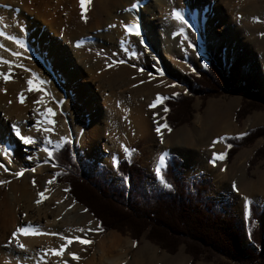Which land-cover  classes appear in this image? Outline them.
I'll return each instance as SVG.
<instances>
[{"label":"rangeland","instance_id":"obj_1","mask_svg":"<svg viewBox=\"0 0 264 264\" xmlns=\"http://www.w3.org/2000/svg\"><path fill=\"white\" fill-rule=\"evenodd\" d=\"M29 1L30 5H33V8L37 9L36 11L42 13L46 12L45 14L47 16L48 8L50 9L52 16L50 15L49 21H53L52 23L56 26L55 29L57 30V35L66 41L68 45H71L70 41H72V38L77 35L78 37L73 40L75 41L74 44H77V41H80L87 56L101 61V68L99 67L100 69L95 67L91 68L89 70L90 72L84 74L82 78L77 80L71 90H68L67 87H62V85L58 86V91L60 93H65L63 102L58 101L52 83L44 80L42 77H33V73L29 69V65L35 57L33 54L29 53L27 56H24L25 59L22 61L13 63L11 73H9V75L13 77H19L27 86V90V81L29 79L46 81L42 87L45 92L48 93L49 101H51L53 105L58 104L60 106V118L66 120L67 122L69 136L66 139H70L72 141L74 147L73 153L78 155L80 160L86 159L90 161L96 170H98L99 165H106L109 172L104 175L114 184L129 185L127 179L121 178L114 170L113 157H115L117 161L127 158L132 162L139 164L143 169L142 173L145 178V189H151L152 187L161 189L165 187L156 177L155 173V168L159 163V157L162 155L161 152H159L156 148H153L149 140L142 139V137L136 138L130 144H122L117 132H111L109 130L113 127L114 121L113 115L110 113V105L113 101L114 95L118 93H121V95H129L131 97L134 96V98L142 101L143 104H146L145 113L146 115L148 114L151 116L153 122L166 124V112L164 111L166 107L164 105V99L160 103H157L154 107H149V105L156 99L157 94H160L162 97L171 98L173 97V93L183 92L184 95L190 97L191 99V120L180 124L174 129L168 126L166 127L165 141L167 143V148L165 151L167 152V155L165 156L164 163L160 165L161 172L166 164L167 158L172 154L176 155L181 160L180 174L182 178L187 182H191L195 179L206 180L205 182L209 185L208 191L205 195L208 196L209 199L216 201L217 205L226 204L228 206L226 213L229 216H233L238 221V240L240 245L244 249L259 253L260 247L256 246V244L252 241L251 231L253 226L259 224L264 235V194H262V192H258V194H251L248 192V187L251 183L258 182L260 179L259 177L264 175V157L260 158L251 167L248 165V162L253 157L254 152L257 149L264 147V136H259L251 143L242 145L230 162H227L225 159V150L227 147L225 140L228 137H240L242 136L241 134L244 135L251 129L264 127V109L252 110L239 121L235 117L236 110L241 105L244 94V91L239 88L240 84L244 85V90H255L259 95H261V97L264 98V91L260 90V81L258 79L259 77L262 78L264 75V35H261V33H264V0H257L259 7L263 10V13L256 17L258 19L254 20L256 22L254 32H248V35H253L254 47H252L253 49L249 47L252 51H250L247 55L248 57L253 56V59L258 61L259 64L256 67H252L248 64H241L238 61V54H233L232 58H229L228 54H230V52L228 51V48H226L225 51L226 56L224 57V64L221 65L219 60L209 52L207 46L204 44V42L208 39H200L201 34L204 33L205 28H207L209 21L213 18V16H204L203 21L198 18L193 19L182 9L178 8L176 0H169L171 8L181 12L188 23L192 26L188 27L184 25L183 35L180 34L181 29L173 31L170 27H166V30H168L167 32L171 33L173 38H177L179 40L177 41L178 43L170 49L169 55L167 56L168 63L170 66H176L183 76L174 73L167 64L160 67V72L152 69L146 62L147 54L145 48L142 46L144 45L143 39H141L143 40V43L133 40L130 45H127V47L124 48V50H118L117 48L115 49L106 46L104 44L105 41L103 42L102 38H97V36L96 41H90L89 36H94L95 33L100 34L97 30L95 31V29H90L95 26L99 20L101 21L103 19L101 12H99V0H90V2L85 5V8L90 9L88 11L86 9L84 12L85 18H81V11H79L81 10L80 5L77 6V9L78 7L80 9L75 10L76 8L73 6L75 0ZM46 4L47 6H45ZM114 9L115 8L113 7V10ZM118 10H120V8H118ZM234 13H236V18L241 20V17L237 16V14L240 15V12L236 11ZM165 14L166 11L163 12V15ZM11 20L13 23L12 30L23 28L21 18ZM214 24V28H223V20H216ZM106 27L108 26L104 25L105 29ZM193 31L196 38L193 36ZM246 32V29H244L242 34H246ZM7 33L10 34L9 32ZM27 33L28 39L31 38L30 40L35 42L36 36L31 31V28H27ZM173 33H176V35H173ZM215 34H219V32L216 31ZM222 34L223 33H221V35ZM185 36H187V39H185ZM70 37L71 40L69 39ZM197 37H199V39H197ZM189 42L194 45V48L188 47ZM132 53H135V55H132ZM244 53H246L245 50ZM208 58L215 60L220 70L232 77L234 86L231 89L219 94L213 93V95H210L212 94V91L210 90L196 92L198 86L192 80L191 75L196 73L197 70L204 69L201 61L206 64ZM80 60L82 59L80 58ZM120 61H123V63ZM5 67H8V65H0V69ZM50 68L54 73V77L57 79V64L51 65ZM25 69H28V71ZM89 79L99 83V86L95 87L94 85L92 91L90 92V95H92L94 100L95 98H98L95 100L96 108H94V110H104L105 108L106 111V117L104 116V118L100 121V126L103 131L101 138L106 141L105 148L103 146V140L100 141L98 145L99 148H102L101 156L97 154L95 149L92 150V154H89V147H84L82 145V141H79L78 139V115L81 116L82 122L86 126L85 133H88L92 126L94 113L91 109H87L85 101H83L76 92V88L79 85H83L84 87L87 86ZM61 82L64 83L63 80H61L60 83ZM38 93L40 92L28 90L27 94L30 97L29 101L31 104H33L34 100H38ZM198 117L200 122L196 123L195 121ZM229 121H231V126L228 130H225V135L223 137V142L225 144L223 149L224 158L216 159L214 163L211 162L213 158L210 160L212 169L214 168V170L212 171L201 167V164L195 165L192 162H189L190 164L188 166L184 155L189 157H202L204 155L209 156V146L203 144L200 137L196 135V125H205L207 134L213 135L217 129L221 128ZM115 124V129H118L120 127V123L116 122ZM177 138H179V141H177ZM62 143L63 142H61L59 146H61ZM57 147V145L52 146L49 150L52 151ZM124 148H127L130 151L126 154ZM7 155V145L0 140V158H5ZM50 160L51 161L47 160V162H45L42 173L30 176L28 184H40L44 181L47 183V180H51L53 191L55 193H59V195L62 196L66 202L71 203L74 206H80L82 208L81 213L86 216L84 222L87 221L89 223L90 221L91 223L89 224L94 226L95 229L91 230V233L89 234L82 231L84 235H87L82 238L89 241V243L81 244L79 241L73 240L71 244H68L69 246H80L79 258L70 260L59 258L54 261H50L47 264H85L97 251V246L100 244L102 239H104L108 234L115 235L122 241L124 246H127L129 241L132 242V245L125 249L127 256V262L125 264H136L135 259L138 257L139 252L145 245L150 248H154L156 261L146 259L137 264H234L227 257L221 254H216L211 260H207L202 257L200 260L192 262V257L186 251L185 243H180L177 251L175 253H170L149 240L146 237V233H144L138 241H135L129 232L126 231L121 232L116 229H109L106 232H102L100 223L94 218L93 214L84 205L76 202L69 194L67 183L57 181L55 174L60 172L61 168L51 159V157ZM3 164L8 168V171L0 168V181H4V183H0V195L9 192V182L15 178L14 174L18 172V170L24 169V165L15 155H13V163L11 164L13 168H9V166L5 163ZM235 167H238V170ZM221 169H223V171ZM1 173H4L5 176H2ZM54 175L55 179H53ZM233 182L235 183L237 189L235 191L232 187ZM65 189H67V191H65ZM245 197L248 198L250 204L255 207L256 212L260 215L258 219L253 220L250 218V205L249 217H245ZM53 207H55V205ZM83 209H87V211H83ZM82 227L85 228V224H82ZM76 235L80 234L72 235L67 234L64 230H59L56 235V240L65 241L61 238L62 236L74 237ZM124 246L120 247V249ZM120 249L116 251V254ZM250 259L249 261L251 263L252 261ZM253 264L257 263L254 262Z\"/></svg>","mask_w":264,"mask_h":264},{"label":"bare ground","instance_id":"obj_2","mask_svg":"<svg viewBox=\"0 0 264 264\" xmlns=\"http://www.w3.org/2000/svg\"><path fill=\"white\" fill-rule=\"evenodd\" d=\"M176 1L178 8L182 9L193 19L198 18L203 21L204 16H213L204 33L201 34L200 39H208L204 44L207 46L209 52L219 60L221 65L224 64L226 48L230 52L228 57L232 58L233 54H238V61L243 65L248 64L256 67L259 64L258 61L253 59V56L248 57L247 55L252 51L250 48L254 47L253 35H248V32L253 33L256 27V22L253 18L263 13L257 0ZM29 2V0H0V30L6 33L9 32L10 35L23 41L25 45L24 48H20L14 42L0 37V44L5 45L6 48L12 51L21 53L19 56H12L10 52H6L0 48V56L16 63L25 59L24 56H27L29 53L33 54L35 57L31 61L29 69L36 77H42L44 80L52 83L58 101L63 102L65 93H60L58 86L62 85V87H67L68 90H71L77 80L90 72L91 68H101V61L87 56L82 46L77 47L74 44L75 41L73 40L78 37L77 35L74 37L72 35L71 45H68L66 41L57 35L56 26L53 25V21H49L50 15L52 16L50 9L48 8L47 16L46 12L36 11L37 9H34L33 5H30ZM134 2L138 3V7L125 11V9H130ZM78 5H80L79 0H75L73 4L76 8L75 10L80 9L79 7L77 9ZM98 6L103 18L102 22L99 20L95 26L92 27L91 25L92 28L90 29L97 30L101 35L95 33V37L89 36L90 41H96L97 36V38H102L103 42L105 41L104 44L106 46L124 50L133 40L140 42L143 39L144 45L142 46L147 49L145 50L147 64L157 72H160V67L164 66V64L169 65L167 56L170 49L179 40L173 38L171 33L167 32L166 27H170L175 31L184 26V24L172 17L173 8H171L169 0H99ZM113 7L115 8L114 10ZM164 11H166L165 15H163ZM236 11L240 12V15L237 14V16L241 17V20L236 18V13H234ZM17 18H21L23 31L21 29L12 30L13 23L11 19L15 20ZM219 19L223 20L222 29L214 28V22ZM126 24H138L141 36L136 37L135 35L126 33L123 27ZM104 25L108 27L105 29ZM110 25H115V27H110ZM27 28H31V31L35 34V42L30 40L31 38L28 39ZM244 29L247 31L246 34H242ZM216 31L219 34H215ZM221 33L223 34L221 35ZM193 36L195 37L194 31ZM69 39L71 40V37ZM244 50L246 53H244ZM53 64H57V79L50 68ZM169 67L177 75H182L176 66L169 65ZM0 71L8 73V67L0 69ZM258 79L260 81L259 88L261 91H264V75ZM61 80L64 83H60ZM94 85L98 87L99 83L89 79L87 86L79 85L76 88L79 97L85 101L87 109H91L94 113L89 132L85 133L86 126L82 122L80 115L77 116L79 123L77 130L78 139L82 141L84 147H89V154H92V150L95 149L97 154L101 156L102 148H99L98 145L103 140L105 148L106 141L101 138L103 131L100 121L104 118L106 111L105 108L104 110H94L96 108L95 100L98 99L95 98L94 100L92 95H90ZM0 89H2L0 90V140L8 148V155L5 158H0V162L7 164L9 168H13L11 164L13 163V155H15L24 165L23 173L19 177L14 174L15 178L9 182V192L0 195V264H47L59 258L64 260L73 259L72 256L68 255L69 252L75 253L76 257L79 258V245L69 246L67 244L64 253L59 257L53 256L50 250L53 248L59 249L61 244H66V241L56 240L59 230H64L67 234H80L81 237H86L87 235H84L83 232L89 234L91 230L95 229L87 221L84 222L86 216L81 213L82 208L66 202L59 193H55L52 189V184L48 183V180L47 183L44 181L40 184H28L30 176L42 173L45 162L47 160L51 161L43 149H50L52 146L64 142L61 140V137L67 138L69 136L67 122L60 118V106L58 104L53 105L49 101L48 94L44 95L42 92L38 93L37 96V101L43 97L42 102L31 104L29 101L30 97L27 94V86L19 77L11 76L7 82L0 79ZM18 94L24 96L23 103L19 102ZM145 105L142 101L134 98V96L121 95V93L114 95L110 105V113L113 115L114 121L113 127L109 130L117 132L121 143L124 145L132 143L138 137L147 139L150 141L151 146L156 148L165 157L167 155L165 151L167 148L165 141L166 128L161 127L160 133H157L156 128L161 123L153 122L151 116L146 115ZM45 106L52 108L54 113L51 117L55 121L54 125H52L53 131L47 134L51 143L44 141V133L28 127L35 122L37 112L41 111ZM40 119L43 126L44 119L43 117H40ZM12 122H17L23 134L34 136L37 143L23 145L12 132ZM116 122L120 123L118 129H115ZM195 122H200L199 117ZM230 126L231 121L226 122L224 126L216 130L215 134L211 135L207 134L205 125H196V135L200 137L203 144L209 146V156L189 157L184 155L187 161L186 164L188 166L189 162L195 165L201 164V167L213 171L214 168L212 169L210 160L213 158V153H223L225 146L223 137L225 130H228ZM177 141H179V138H177ZM213 141H216V143H213ZM29 155L32 159L27 158ZM235 168L238 170V167ZM1 175L5 176L4 173H1ZM259 178L258 182L249 185V193L258 194V192H262L264 194V175H261ZM38 193H44V197L46 198H41ZM37 200L41 202L36 203ZM54 205L55 207H53ZM25 224L31 225L40 234L30 236L18 234L16 239L25 245L24 249H20L16 246L11 234L17 227L24 226ZM82 224H85L86 227H82ZM81 228L83 232L77 231ZM130 245H132L131 241H129L127 246H124L122 241L115 235L108 234L102 239L97 246V251L85 264H125L127 262L125 249L130 247ZM122 246L125 248L120 249ZM118 249L120 250L116 254ZM146 259L156 261L154 248L145 245L135 259V263H141Z\"/></svg>","mask_w":264,"mask_h":264},{"label":"trees","instance_id":"obj_3","mask_svg":"<svg viewBox=\"0 0 264 264\" xmlns=\"http://www.w3.org/2000/svg\"><path fill=\"white\" fill-rule=\"evenodd\" d=\"M206 64L207 68L191 75L198 86L196 92L210 90L213 95L234 86L232 77L220 70L215 60L208 58ZM239 88L244 94L235 113L238 121L252 110L264 109L261 95L252 89L244 90L243 84ZM175 94L164 99L168 109L165 121L172 129L189 122L192 114L190 97L183 92ZM259 136H264V127L251 129L240 137L226 138V161L230 162L242 145ZM67 140L70 142H63L52 150L51 159L61 168L56 175L57 181L67 183L69 194L93 214L102 232L126 231L135 241L146 233L149 240L170 253H175L180 243H185L192 262L202 257L211 260L221 254L234 264H264V235L260 225L253 226L251 231V239L260 247V252L244 249L238 240V221L226 213L228 206L217 205L205 195L209 185L206 180L185 181L180 174L181 160L176 155H170L162 169L171 187L145 189L143 169L139 164L127 158L120 159L114 170L121 178H126L129 185H117L104 175L109 172L106 165L101 164L96 170L90 161L80 160L73 153L72 141ZM262 157L264 147L254 152L248 165L253 166ZM259 216L250 204V218L254 220Z\"/></svg>","mask_w":264,"mask_h":264},{"label":"snow or ice","instance_id":"obj_4","mask_svg":"<svg viewBox=\"0 0 264 264\" xmlns=\"http://www.w3.org/2000/svg\"><path fill=\"white\" fill-rule=\"evenodd\" d=\"M89 2H90V0H79V4H80V8H81V18H85L84 17V12L86 11L85 5L87 3H89ZM137 7H138V3L134 2L131 5L130 9H125V11H130L131 9H136ZM171 15H172V17L174 19L180 21L182 24H184V25H186L188 27H192L188 23V21L185 19L184 15L181 12H179L177 10H173ZM253 19L255 20V19H258V18L254 17ZM110 27H115V25H110ZM123 27L125 28V32L128 33V34L135 35L136 37H140L141 36V32H140L138 24H126V25H123ZM21 31H23L22 28H21ZM183 32H184V29L181 28L180 34L183 35ZM173 35H176V33H173ZM261 35H264V33H261ZM0 37H4L5 39H7L9 41L14 42L20 48H24L25 47L23 41L17 39L13 35H10V34L6 33L3 30H0ZM185 39H187V36H185ZM140 43H143V40H141ZM76 46L80 47L81 46V42L77 41ZM188 47L189 48H194V45L191 42H189L188 43ZM0 48L4 49V51H6V52H10L12 56L21 55V53H19V52L12 51L11 49L6 48L5 45H3V44H0ZM145 50H147V49H145ZM132 55H135V53H132ZM120 62L123 63V61H120ZM201 63H202L203 67L207 68V64H204L203 61H201ZM0 65H8V73L0 71V79H3L5 82H7L11 78L9 73H11V70H12V67H13V61L7 60L4 57L0 56ZM17 66H22V65H17ZM25 70L28 71V69H25ZM161 75H162V73H161ZM33 77H35L34 73H33ZM44 83H46V81H42V80L36 81L34 79H29L27 81L28 90L29 91L42 92V93H44V95H47L48 93L45 92V90L42 87V85ZM0 90H2V89H0ZM173 95H176V94L173 93ZM163 99H166V97H162L160 94H157L156 99L153 100L152 104H150L149 107H154L157 103H160ZM18 100H19L20 103H23L24 96L22 94H18ZM42 100H43V97L41 98V100L34 101L33 103L34 104H39V103L42 102ZM164 111L167 112L168 109L165 108ZM53 115H54L53 109L50 108V107L45 106L41 111L37 112V118H36L35 122L28 126L30 129H34V130H36L38 132L44 133L45 134L44 135V141L46 143H51V140L49 139L47 134L51 133L53 131L52 125H54V123H55V121L51 118ZM40 117H43V119H44V125L43 126H42V122H41ZM161 127H165L166 128L167 125L166 124L159 125L156 128V131H157L158 134L160 133ZM11 129H12V132L17 137V139L23 145H33V144L37 143V140H36V138L34 136L22 133L21 127L17 124V122H12ZM241 135H243V134H241ZM218 139H222V138H218ZM61 140H63L65 143H69L70 142L64 137H61ZM213 143H216V141H213ZM57 146L59 147V144ZM230 146L231 145H229V147ZM43 151L47 153L48 157H52L53 156V152L51 150H49L48 148H44ZM124 151L127 154L130 150L127 149V148H124ZM27 158L28 159H32V157L30 155L27 156ZM223 158H224V154L223 153H219V154L213 153V159H212L211 162L214 163L216 159H223ZM164 160H165L164 155H161L159 157V163L157 164V166L155 168V173H156V177L161 181V183L165 187H169L170 188L171 185L166 182V180L164 179V177L162 175V172H161L160 165L164 163ZM117 164H118L117 159L115 157H113V166L116 167ZM0 168H3L5 171H8V168L3 163H0ZM221 170L223 171V169H221ZM23 171H24V169H20V171L15 173V175L17 177H19L23 173ZM55 175H59V173H57ZM55 175L53 176V179H55ZM51 182H52L51 180L48 181V183H51ZM0 183H4V181H0ZM232 187H233L234 191L237 190L236 189V185H235L234 182H233ZM65 191H67V189H65ZM38 195L41 198H46V197H44V193H38ZM40 202H41L40 200L36 201V203H40ZM249 205H250V202H249L248 198L245 197L244 207H245V217L246 218L249 217ZM69 207H71V205H69ZM83 211H87V209H83ZM89 223H91V222L89 221ZM89 230H91V229H89ZM77 231L82 232L83 229H78ZM18 234H22L24 236H30V235H39L40 232L38 230H36L35 228H33L31 225H28V224H25L24 226L17 227L15 229V231L12 232L11 235H12V238L15 240L16 246L18 248H20V249H24L25 245L23 243H21L18 239H16ZM61 238L66 241V244H61L59 249H56V248L51 249L50 251H51V254L53 256H57V257L61 256L64 253V249L67 246V244H71L73 240H77L81 244L89 243V241H87L86 239L82 238L80 235H76L74 237L62 236ZM68 255L72 256L73 259L77 258L75 253L69 252Z\"/></svg>","mask_w":264,"mask_h":264}]
</instances>
